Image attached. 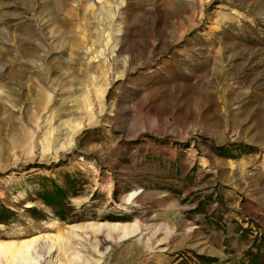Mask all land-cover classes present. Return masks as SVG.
I'll use <instances>...</instances> for the list:
<instances>
[{
    "label": "rangeland",
    "instance_id": "obj_1",
    "mask_svg": "<svg viewBox=\"0 0 264 264\" xmlns=\"http://www.w3.org/2000/svg\"><path fill=\"white\" fill-rule=\"evenodd\" d=\"M0 264H264V0H0Z\"/></svg>",
    "mask_w": 264,
    "mask_h": 264
},
{
    "label": "bare ground",
    "instance_id": "obj_2",
    "mask_svg": "<svg viewBox=\"0 0 264 264\" xmlns=\"http://www.w3.org/2000/svg\"><path fill=\"white\" fill-rule=\"evenodd\" d=\"M36 242H37V239H35L33 243H36Z\"/></svg>",
    "mask_w": 264,
    "mask_h": 264
}]
</instances>
